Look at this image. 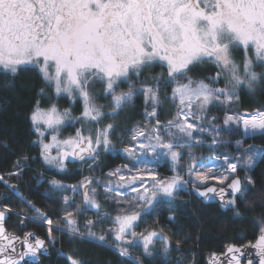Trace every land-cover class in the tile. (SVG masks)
I'll use <instances>...</instances> for the list:
<instances>
[{
    "label": "snow or ice",
    "instance_id": "6c2138e0",
    "mask_svg": "<svg viewBox=\"0 0 264 264\" xmlns=\"http://www.w3.org/2000/svg\"><path fill=\"white\" fill-rule=\"evenodd\" d=\"M241 50L244 56L237 62L233 53ZM200 65H213L215 74L195 77ZM155 67L163 71L141 79ZM257 68L264 69V0H0V73L15 77L35 71L56 98L67 96L80 105L74 117L56 103L42 107L36 102L28 119L41 161L57 174L76 162L94 171L102 153L127 161L103 179L85 176L78 184L65 185L54 176L49 181L53 191L72 193L62 195L59 221L0 174V183L35 213H17L21 225L29 220L47 228V242L32 232H9L6 220L13 210L0 207V264H38L48 252L46 243H56L53 233L62 231L60 223L74 238L99 245L111 240L125 264H142L133 253L142 249L151 257L157 244L167 256L171 244L162 226L138 228L160 203L175 201L189 188L206 201L218 199L239 216L238 203L254 185L251 176L242 180L239 173L250 171L264 150L237 141L235 154L221 153V135H264V109L238 108L243 89L251 92L264 85V71ZM138 95L143 97L141 119L118 127L114 122ZM165 104L173 111L163 119ZM72 122L79 127L62 137ZM194 148L209 155L197 156ZM28 159L23 157V165L17 160L7 176L21 178ZM161 161H170L171 175L157 171ZM101 198L111 202L110 211L103 209ZM85 214L94 218L81 227L79 217ZM250 247L256 250V264H264V221ZM61 255L66 264H84L76 253ZM222 255L225 259L213 253L208 264H242L244 252L229 245Z\"/></svg>",
    "mask_w": 264,
    "mask_h": 264
},
{
    "label": "trees",
    "instance_id": "16d2710c",
    "mask_svg": "<svg viewBox=\"0 0 264 264\" xmlns=\"http://www.w3.org/2000/svg\"><path fill=\"white\" fill-rule=\"evenodd\" d=\"M158 69L156 67L149 76L148 73H145L142 79H150L155 76L160 72ZM214 74L213 65H200L194 76L204 78ZM14 79L17 80L14 81ZM42 89L44 94H51L50 91L47 92L46 84L35 71L21 72L15 77L0 74V174L5 175L10 184H16L17 190L26 200L31 201L36 207L59 221L63 215L62 195L66 194L71 197L72 193L53 191L49 181L54 176L68 184H78L85 176L103 179L108 171L120 167L127 161L119 154L102 153L99 166L94 171L80 162L68 166L65 173L57 175L44 167L39 157V145L34 143L36 136L28 129L31 124L28 116L37 101H40L42 107L56 103L59 109L65 108V101L42 99L40 97ZM98 100L106 104L105 100ZM238 108L241 112L264 109V85L257 86V89L251 92L243 89L240 93ZM142 113L143 97L138 95L134 103L127 106L114 123L121 128L131 127L141 119ZM169 114L170 111L165 104L162 118L166 119ZM214 114L221 117L222 120L220 113ZM121 134L117 133V136ZM221 139L225 142L220 148L221 153L235 154L237 141H241L245 148L264 150V135L259 133L247 138L243 137L242 133L238 135L224 133L221 135ZM114 143L117 149L121 147L118 140L114 139ZM201 150L202 156L209 155L204 149ZM25 156L29 159L22 177L9 178L7 174L13 170L17 160H20L23 165ZM157 171L162 176L171 175L167 161H161ZM239 175L242 180L245 176H251L254 181V185L249 186L250 191L247 196L238 203L239 216L232 209L221 207L215 200H199L191 195L189 190L182 192L176 201L160 203L151 214L142 220L138 228V231H145L146 228L162 226L164 234L170 238L171 250L169 254L164 256L162 245L157 244L153 256H144L142 249H137L133 256L138 257L142 264H204L211 253L221 252L228 243L241 245L254 241L261 222L264 221V155L258 154L252 169L248 172L241 171ZM78 200L80 201V198ZM107 203H104L103 209L110 211L111 208L107 206ZM4 206L11 207L13 210L9 214L6 226L15 232L20 224V221L16 219L17 213L26 217L35 215L23 205L19 197L0 183V207ZM170 217H172L171 220ZM90 218L94 217L91 214L80 216L81 227L84 220ZM25 225L47 242L46 226L29 220L25 221ZM60 228L62 231L53 233L56 243H47L50 249V258L44 259L42 264H66L61 253H76L84 264H125V258L118 255L112 247L111 240L105 245H99L95 241L81 240L70 236L63 223H60ZM96 231L99 232L100 229L97 228ZM178 241L179 244H177ZM127 264H131V262H127Z\"/></svg>",
    "mask_w": 264,
    "mask_h": 264
},
{
    "label": "rangeland",
    "instance_id": "374dc122",
    "mask_svg": "<svg viewBox=\"0 0 264 264\" xmlns=\"http://www.w3.org/2000/svg\"><path fill=\"white\" fill-rule=\"evenodd\" d=\"M233 55H234V58L236 59V61L237 62H240L242 59H243V56H244V52H239V51H235L234 53H233ZM249 55L250 56H252V53H249ZM252 58L253 59H255L254 58V56H252ZM156 68V67H155ZM159 68V67H158ZM158 70H160V72H162L163 71V69H161V68H159ZM257 71H264V69H260V68H257L256 69ZM153 72V71H152ZM159 72V71H158ZM160 72L159 73H156L155 74V76L156 75H159L160 74ZM146 73H148L147 75L149 76V75H151V73L150 72H146ZM124 87V88H123ZM137 87H139V85H137ZM124 89H127V84H123L122 85V87H121V90H124ZM48 90H50V89H48ZM51 91V90H50ZM126 91V90H125ZM52 93V92H51ZM95 93L99 96V94H100V88H99V86H97L96 87V89H95ZM53 94V93H52ZM54 95V94H53ZM60 98H66L67 100H65V108L64 109H60L61 111H64L65 109H70L71 110V113H72V116H79V114H80V105H79V103H73L72 102V100L69 98V97H67V96H61V97H59V98H56V99H60ZM105 102H106V104H104V105H107V101L105 100ZM97 103L98 104H103L101 101H99L98 99H97ZM76 108H77V110H76ZM167 109L170 111V113L173 111V109L171 108V106L170 105H168L167 104ZM105 111H110V109L109 108H107V107H105ZM72 126H79V124H76L75 122H72L71 124H66L65 125V127L64 128H66V127H72ZM67 131H70V129H67ZM74 134V131L72 132V133H62L61 132V136L62 137H67V136H70V135H73ZM193 152L197 155V156H202V150L201 149H199V148H194L193 149ZM186 159L187 158H185V163H186ZM40 161H41V159H40ZM41 163H42V165L44 166V167H46V168H48V169H50L47 165H45L42 161H41ZM167 163H168V165H170V161H167ZM51 170V169H50ZM52 171H54V170H52ZM55 172V171H54ZM57 174V173H56ZM60 174H63V173H60ZM98 191H100V190H98ZM109 195H112V194H109ZM176 201V200H175ZM108 202V203H107ZM171 202V201H170ZM100 203H101V205H102V207H103V205L105 206V204L104 203H107V206H109L110 208H112L113 207V205H111V202L110 201H108V200H105V199H103V198H101L100 199Z\"/></svg>",
    "mask_w": 264,
    "mask_h": 264
},
{
    "label": "water",
    "instance_id": "95a60500",
    "mask_svg": "<svg viewBox=\"0 0 264 264\" xmlns=\"http://www.w3.org/2000/svg\"><path fill=\"white\" fill-rule=\"evenodd\" d=\"M189 193H190L191 195H193L194 197H196L197 199H199V200H203V198H202V197H199L198 195H196L195 192H193V191L191 190V188L189 189ZM215 201H216L218 204H220V202H219L218 199H215ZM9 217H10V215H9ZM8 219H9V218H8ZM8 219L6 220V222L8 221ZM6 227H7V226H6ZM7 229H8V228H7ZM8 231L17 234V232H15V231H13V230H9V229H8ZM27 232H32V231H27ZM32 233H34V232H32ZM34 234H35V233H34ZM22 235H23V234H22ZM35 235H36V234H35ZM259 235H260V229L258 230V233H257L256 238H255L254 241L246 242V243H243V244H241V245H237V244H234V243H228V244H226V245L223 247V249H222L221 252L216 253V254H217L218 256H221V259H225V257H224L222 254L225 252L226 248H227L229 245H235L236 247L241 248L242 251L244 252V256L241 257L242 264H247V260H248V259H252V260H253V264H256V262H257V260H258V257H256V255H255L256 250H255L254 248L250 247V245H252V244H254V243L256 242V240L258 239ZM39 237H40V236H39ZM40 238H42V237H40ZM42 239H44V238H42ZM46 246H47V248H48V252H47L46 255H42V256L40 257V260H39L38 264H42L44 259H49V258H50V249H49V245L46 243ZM212 254H213V253H211V254L206 258L204 264H208L209 257H210Z\"/></svg>",
    "mask_w": 264,
    "mask_h": 264
},
{
    "label": "flooded vegetation",
    "instance_id": "af4514ba",
    "mask_svg": "<svg viewBox=\"0 0 264 264\" xmlns=\"http://www.w3.org/2000/svg\"><path fill=\"white\" fill-rule=\"evenodd\" d=\"M239 52H243L242 50L241 51H239ZM0 74H3V73H0ZM39 75V74H38ZM40 76V75H39ZM144 76H142L141 77V79L143 78ZM42 79V78H41ZM15 80H17V79H14V81ZM42 81H43V79H42ZM44 82V81H43ZM45 83V82H44ZM48 91H50V90H47V92ZM51 92V91H50ZM40 97L42 98V99H53V100H58V99H56V97L51 93L50 95H48V94H44L43 93V95H41L40 94ZM59 100H63V101H65V100H67L66 98H60ZM31 123V122H30ZM76 127H79V126H72V127H66V128H63V130H62V133H67V132H69V131H67V129H70V131L71 132H73V131H75V128ZM28 129H29V132H31V133H33V131H32V127H31V124L29 125V127H28ZM76 163H79V162H76ZM73 164H75V163H70L68 166H70V165H73ZM50 171H52V170H50ZM54 172V171H53ZM56 174V173H55ZM57 175V174H56ZM58 179V178H57ZM65 185H72V184H68V183H64ZM77 184V183H76ZM15 186H16V188H17V185L15 184ZM8 188V187H7ZM10 189L8 188V191H9ZM5 196H6V194H5ZM78 198H80V196L79 195H77L76 196V201H79L78 200ZM2 200V199H1ZM260 229V228H259ZM27 231H31L30 229H28L27 228V226L25 225V223L23 224V225H21V223L19 224V226L17 227V234H19V235H22L23 233H25V232H27ZM33 232V231H32ZM35 233V232H34ZM258 233V232H257ZM36 234V233H35ZM37 235V234H36ZM37 236H39V235H37Z\"/></svg>",
    "mask_w": 264,
    "mask_h": 264
}]
</instances>
